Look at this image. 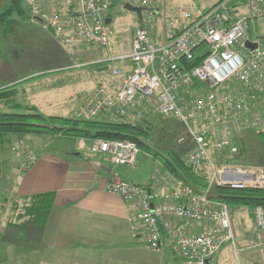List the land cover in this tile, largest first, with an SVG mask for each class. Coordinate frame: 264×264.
<instances>
[{"label": "built area", "instance_id": "2783aa9c", "mask_svg": "<svg viewBox=\"0 0 264 264\" xmlns=\"http://www.w3.org/2000/svg\"><path fill=\"white\" fill-rule=\"evenodd\" d=\"M160 2L122 0L142 7L143 21L134 28L131 50L109 59L125 64L111 69L121 82L96 87L75 117L134 122L161 115L181 124L182 161L207 174L204 189L152 152L147 184L111 174L107 186L122 199L139 244L173 254L176 264H215L227 241L237 244L231 206L215 188L264 189V164L245 163L240 145L253 130L264 135V37L256 33L264 24V0H177L168 10ZM26 3L30 18L61 43L109 48L113 31L106 20L118 0H79L54 14L43 12L41 0ZM77 142L114 166L136 168L143 151L130 139ZM37 160L32 153L27 165ZM253 216V246L264 261V205L255 206Z\"/></svg>", "mask_w": 264, "mask_h": 264}, {"label": "rangeland", "instance_id": "374dc122", "mask_svg": "<svg viewBox=\"0 0 264 264\" xmlns=\"http://www.w3.org/2000/svg\"><path fill=\"white\" fill-rule=\"evenodd\" d=\"M215 1L210 0L209 4ZM164 2L166 3L165 0ZM9 4L10 0L2 1L0 14L9 7ZM26 9L28 10V5ZM14 17L18 20L16 31L3 29L8 32L6 36L5 33H0V85L16 87L19 91L18 95L16 94V101L23 106L18 109L2 106L1 110L28 112L27 106L33 104L38 112L46 116H75L77 109L96 87L118 86L119 77L113 76L111 69L114 64L121 63L109 59L131 50L133 30L143 21L135 12L126 9L124 4L115 5L112 8L110 23L113 35L107 49L100 45L89 47L85 44H63L45 29L40 21L31 23L27 19H20L17 14ZM256 33L264 37V24L259 25ZM262 42L264 43V38ZM102 64L106 68L101 69ZM154 117H159L160 127L175 121L161 115L153 116L152 119ZM157 135L163 136L161 142L164 146L172 142L169 127L157 131ZM57 137L65 138L66 148L76 145L74 139ZM57 137L47 138L33 134L25 138L13 137L7 166L3 167L0 161V170H4L0 179V200L6 196L10 197L19 171H25L28 166L29 155L35 153L40 145H46L45 143L52 141L54 145H58ZM245 142V163L264 164V142L259 139L258 130L249 132ZM17 144L21 147L18 148ZM82 148L89 157H97L89 151L87 145ZM152 164V158L143 150L138 166L125 167L124 175L128 180L145 185L150 179ZM231 211L237 244L227 241L215 256V264H264L258 250L253 246L255 232L253 210L232 205ZM7 213H4V222L0 223V232L3 230V234L0 233V264H55L44 250H38L34 242L23 238L24 236L32 238L30 232L21 230L17 232L8 225L4 228ZM102 264H176V259L171 253H156L143 244H136L132 249L109 256Z\"/></svg>", "mask_w": 264, "mask_h": 264}, {"label": "crops", "instance_id": "0c3cea01", "mask_svg": "<svg viewBox=\"0 0 264 264\" xmlns=\"http://www.w3.org/2000/svg\"><path fill=\"white\" fill-rule=\"evenodd\" d=\"M165 1L160 2L163 10L170 9L177 0ZM24 2L26 5V0ZM78 2L41 0V7L47 14L67 13L71 9L69 5L74 3L77 6ZM29 17L28 13V17L20 19L31 23L36 21ZM17 25L18 21L14 22L12 32L16 31ZM118 81L121 82V79ZM57 138L58 145L52 141L40 145L35 151L38 153L37 162L27 166L25 171H19L9 201L1 213L0 223L4 222V213L10 211L13 195L27 197L54 193L55 203L42 235L31 229L11 227L17 232H30L32 238H23L34 242L38 250H44L55 264H102L109 256L135 247L139 242L133 235L125 205L119 195L107 186L111 174L126 179L125 167L114 166L105 156L89 157L77 140L75 146L66 148L65 138ZM0 172L2 178L4 170Z\"/></svg>", "mask_w": 264, "mask_h": 264}, {"label": "trees", "instance_id": "16d2710c", "mask_svg": "<svg viewBox=\"0 0 264 264\" xmlns=\"http://www.w3.org/2000/svg\"><path fill=\"white\" fill-rule=\"evenodd\" d=\"M24 1L10 0L9 7L0 14V33H5L6 36L8 32L6 33L3 29L8 31L15 29L14 22L18 20L14 18V15L17 14L21 18L28 17ZM121 2L122 0H118L117 4ZM100 68L104 69L106 66L102 64ZM17 91L18 89L14 86L1 87L0 85V160L3 167L7 166L10 145L14 136L25 138L33 134L47 138L64 136L74 140L82 137L88 140L95 137L130 139L137 142L142 150L152 152L156 157H160L168 168L183 178L186 183L195 187L196 190H202L208 184L206 173L200 172L182 161V156L187 148L176 143V137L183 129L181 124L173 118L171 119L176 122L172 121L160 127L159 117L130 122L123 119L102 120L62 115L46 116L38 112L34 105L27 106L28 112L1 110L2 106H11L17 109L23 106L16 101L19 92ZM9 103L11 104L8 105ZM166 127L171 129L172 142L164 146L161 142L163 136H158L157 131L166 130ZM258 137L264 142L262 133ZM240 145L241 152L246 153V143L243 145L241 142ZM215 194L219 199L237 208L247 207L249 210H253L257 205H264V189H234L218 186L215 188ZM7 201L9 200L6 196L2 203L0 202V214L4 212ZM10 203V211L7 213L5 224L10 227L31 229L42 235L55 203V195L54 193L27 197L13 195Z\"/></svg>", "mask_w": 264, "mask_h": 264}, {"label": "water", "instance_id": "95a60500", "mask_svg": "<svg viewBox=\"0 0 264 264\" xmlns=\"http://www.w3.org/2000/svg\"><path fill=\"white\" fill-rule=\"evenodd\" d=\"M124 7H125L126 9L130 10V11L135 12V13L138 15L139 19H142V7H138V6L132 5V4H130V3H126V4L124 5ZM106 22H107L108 24H110V23L112 22V18H110V17L107 18ZM246 45H250V46L253 47V48L256 47L255 44H251L249 41L246 42ZM78 154H79V153H78Z\"/></svg>", "mask_w": 264, "mask_h": 264}, {"label": "bare ground", "instance_id": "6f19581e", "mask_svg": "<svg viewBox=\"0 0 264 264\" xmlns=\"http://www.w3.org/2000/svg\"><path fill=\"white\" fill-rule=\"evenodd\" d=\"M30 18V17H29ZM25 166V165H24ZM23 168V167H22Z\"/></svg>", "mask_w": 264, "mask_h": 264}]
</instances>
